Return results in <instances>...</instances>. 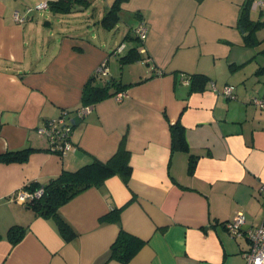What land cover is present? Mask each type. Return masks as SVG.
Returning <instances> with one entry per match:
<instances>
[{
	"label": "crops",
	"instance_id": "0c3cea01",
	"mask_svg": "<svg viewBox=\"0 0 264 264\" xmlns=\"http://www.w3.org/2000/svg\"><path fill=\"white\" fill-rule=\"evenodd\" d=\"M44 1L51 0H0V153L34 149L24 162H0V264H244L248 240L230 235L224 222L243 212L248 229L264 218V108L251 102L264 96V26L247 45L244 0H124L112 29L100 20L113 0H84L66 13L26 11ZM255 1L249 16L264 20V4ZM140 23L143 41L134 32ZM131 49L140 58L122 63ZM105 58L108 74L95 83L114 77L130 85L120 99L85 111L71 130L72 150L50 151L36 127L63 111L75 115ZM195 74L204 75L201 89L192 85ZM227 85L234 96L225 95ZM177 120L187 150L172 148L169 124ZM123 136L127 183L111 176L59 207L72 239L15 200L32 181L106 161ZM114 208L116 220L103 218ZM15 224L26 229L11 244L6 232ZM120 229L143 241L126 263L108 259Z\"/></svg>",
	"mask_w": 264,
	"mask_h": 264
},
{
	"label": "trees",
	"instance_id": "16d2710c",
	"mask_svg": "<svg viewBox=\"0 0 264 264\" xmlns=\"http://www.w3.org/2000/svg\"><path fill=\"white\" fill-rule=\"evenodd\" d=\"M122 1L124 0H113L110 8L101 18L100 24L105 29H112L118 23L120 19V4ZM252 2L253 0H244L243 5L241 6L239 18L240 26L246 32L244 35V41L247 45H253L256 42L254 32L261 26H264V20H253L250 18L249 12ZM74 3L85 2L84 0H51L47 3V6L53 13H66L71 10ZM139 58L140 55L134 49H131L125 55L121 56L119 60L122 63H131ZM96 75L101 76V74L96 72L95 76H91L84 84L81 93V106L74 111L75 115L71 116L70 113L63 111L54 119L64 116V124L73 128L74 125L80 122L82 115L85 113L86 107L89 108L93 104L107 97L114 96L118 92L125 90V88L130 85L129 83H121L119 79L114 77H109L104 84L99 85L94 81ZM103 76L104 75L101 77ZM204 81V75L195 74L192 78V85L194 87V85L197 84L198 88L201 89ZM50 120H47L44 123ZM169 129L171 133L172 148L177 150H187L188 146L184 136V128L180 121L177 120L174 123H170ZM43 138L47 141L45 137ZM47 145L48 149L52 151L49 143ZM33 150V148L24 147L0 153V162H24L28 159L29 154ZM52 152L62 154L60 151L56 150ZM129 157L130 153L125 147V137L123 136L116 151L106 161L94 158L90 162L85 163L74 170H62L57 176L52 177L45 183L32 181L26 184L23 187V190L28 191L29 193H34L39 188H42L43 191L40 196L27 198L24 201V204L36 215L53 219L62 237L65 240H70L76 235V232L61 217L59 214V207L84 190L90 187L100 186L111 176L118 175L125 183H127L131 174ZM193 163L194 159L190 156L189 168L193 167ZM118 211V208H114L103 218L116 220L118 218ZM25 229L26 227L22 225H11L6 232L9 242L11 244L19 242L25 233ZM142 245L143 241L141 239L127 233L123 229H120L115 241L110 247L108 259H115L119 262L126 263L137 253Z\"/></svg>",
	"mask_w": 264,
	"mask_h": 264
},
{
	"label": "built area",
	"instance_id": "2783aa9c",
	"mask_svg": "<svg viewBox=\"0 0 264 264\" xmlns=\"http://www.w3.org/2000/svg\"><path fill=\"white\" fill-rule=\"evenodd\" d=\"M255 5L264 4L260 0L254 2ZM47 7V3L41 2L35 5L34 7L27 8V12L32 9H44ZM14 17L17 21L23 22L25 17L19 15L18 12L14 13ZM135 34L138 36L139 40L143 41L147 37V27L145 23H140L135 28ZM124 44L121 43L116 47V52L119 53L123 50ZM97 72L101 75L108 74V64L107 58L103 59L98 67ZM224 93L226 96H234V86L227 85L224 88ZM122 93H117L115 98L120 99ZM251 102L257 107L264 108V96L258 97L253 96ZM89 108L86 107L85 111ZM64 116H60L58 119H52L44 124L39 125L36 128V134L43 136L47 139L51 150L60 151L62 154L66 153L69 150L73 149V144L70 140L71 135V126L65 125ZM42 188H39L34 193H29L28 191L21 190L16 193L14 196L15 200L24 203V201L32 196H40L42 194ZM246 223V218L243 212H237L232 218L224 222V227L228 233L232 236L245 235L248 240L249 246L248 249L243 252L244 264H264V218H262L261 223L257 227L243 228Z\"/></svg>",
	"mask_w": 264,
	"mask_h": 264
},
{
	"label": "rangeland",
	"instance_id": "374dc122",
	"mask_svg": "<svg viewBox=\"0 0 264 264\" xmlns=\"http://www.w3.org/2000/svg\"><path fill=\"white\" fill-rule=\"evenodd\" d=\"M35 12H36V15H37L36 18H37L38 20H40V21L43 20V18H42L41 16H39V11H38V10H35ZM40 34H41V31L37 33V37H38L39 39H40V37H42V34H41V35H40ZM114 34H116V32H114ZM121 39H122V38L120 37V35L117 36V40H118V42H119ZM127 42H128V41H127ZM123 44L125 45L126 43L123 42ZM114 61H116L115 58H113L112 63H114ZM112 65H113V64H112ZM124 69H125L124 74H125V79H126V78H128V77H127V76H128V74H127V68L125 67ZM116 72H118V68H117ZM126 75H127V76H126ZM104 78H106V77H104ZM106 79H107V78H106Z\"/></svg>",
	"mask_w": 264,
	"mask_h": 264
}]
</instances>
